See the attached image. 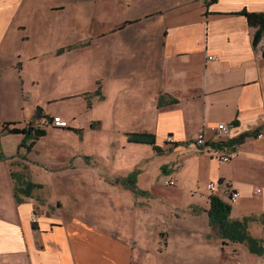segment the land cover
<instances>
[{"label":"crops","instance_id":"1","mask_svg":"<svg viewBox=\"0 0 264 264\" xmlns=\"http://www.w3.org/2000/svg\"><path fill=\"white\" fill-rule=\"evenodd\" d=\"M73 1L77 10L87 2L0 0V79L5 72H10L16 86L19 82L25 84V76L30 77L32 85L40 83L38 80L43 76L31 71L34 64L44 69L45 59L57 57L60 48L74 45V50H81L96 40L95 67L99 70L96 76L114 77L112 82L120 87V105L129 107L127 111L137 122L133 129L118 125L116 131L123 136L117 140L119 147L125 142L128 145L125 149L138 150L137 155H130L129 163L140 162L152 154L167 155L157 154L150 144L132 145L134 142L128 141L127 132H153L157 143L165 147L170 145L166 142L169 135L181 143L179 146L187 142L194 146L200 130H205L207 138L213 139L216 137L213 127L221 122L233 126V137L260 128L261 137L249 135L236 146V158L228 163L230 169L226 172L221 171L224 162L204 151L209 156L205 166L212 163L210 180L221 178L222 191L230 186L241 195L236 206V201L233 202L232 216L238 219L256 211H260L259 215L264 213V199L260 196L264 188V36L255 46L257 29L241 14L244 9L264 12V0H215L211 3L208 0H96L98 24L96 31L91 32L92 38L87 37L79 41L80 44L35 49L32 35L37 33L34 13L39 3L54 11L66 10ZM209 56L215 58L209 59ZM49 66L47 64V68ZM98 81L103 84L102 79L97 78L96 83ZM110 87L114 91L112 84ZM104 89L107 95H103L102 100H107L111 91L107 85ZM43 108L49 114L46 107ZM0 110V141L9 135L1 134L4 121H16L17 127H25L35 115L20 116L16 109L14 115H8L2 108ZM96 118L104 122V117ZM93 126L92 123L94 129ZM76 134L82 136V130ZM39 141L31 151H26L30 153L28 157L32 153L43 155L30 167L31 180L28 181L41 184L35 188L44 184L51 187L55 185L53 176L45 174L52 173L50 166L57 144L43 154L37 146ZM19 144L11 154L3 149L0 154L9 159L20 152ZM8 159H0V168L4 167L0 171V264H150L153 252L150 244H141L143 236L131 229L134 221L130 217L136 208L125 219L126 211L130 210L120 206L118 199L97 195L98 191H91V197L83 199L78 209L69 211L70 216L53 209L51 197L48 201L40 200L34 195L35 188L30 196L22 192L24 195H20L19 190L20 199H17L18 186ZM159 167L165 171L167 166L159 164L157 172ZM258 180L263 182V188L256 187L254 182ZM97 185L93 183L90 187ZM34 214L38 215L36 220ZM188 234L185 232L181 238L173 235L180 245L178 249L168 250L173 258L164 264H194L198 259V264H206L217 260V237L209 238L210 232L205 239L202 233ZM191 247L194 250L189 252ZM167 249L163 252L167 253ZM259 256L264 259V255ZM157 258L158 262L162 261L160 255Z\"/></svg>","mask_w":264,"mask_h":264},{"label":"rangeland","instance_id":"2","mask_svg":"<svg viewBox=\"0 0 264 264\" xmlns=\"http://www.w3.org/2000/svg\"><path fill=\"white\" fill-rule=\"evenodd\" d=\"M74 5L73 1L66 10L51 11L45 9L43 3H39L38 10L34 13L37 33L32 35L35 49L41 51L48 47L57 48L59 45L64 46L93 37L91 32L96 31L98 24L96 0H87L80 10L75 9ZM95 43L96 40L91 46L81 50L67 48L64 56H62L64 53L59 54L57 51V57L52 56L53 58L48 61L47 58L45 59V63L50 64L48 68L47 64L44 69L40 64H34L31 71L43 76L38 80L41 81L40 83L32 85L30 77L25 76V84L21 85L22 82H19L16 86L11 80L10 72H5L0 79V99L3 102L0 109L8 112V115H14L16 109L20 116L24 114V117H30L41 105L42 108L46 107L49 113L50 118L48 119H33L27 123L47 130V135L41 137L37 145L42 153L52 148L54 143L57 144L54 162L50 166L52 173L45 174L49 177L53 176L51 179L55 185L48 187L44 184L41 188H35L34 195L43 202L51 197L52 208L61 211V214L66 216H70L69 211L73 212L78 209L83 199L86 201L87 196L91 197V191H98L97 195L118 199L120 206L130 210L126 211L125 219H127V214L132 213L136 208L133 217L132 214L130 217V220L134 221L131 229L134 233L139 232L143 236L141 244H150V249L153 250L150 264L169 262L173 257L171 250L170 252L168 250L175 247L178 249L180 245L179 241L173 237L181 238L185 232H188L189 236L194 232L202 233L204 239L207 232H210L209 238L217 237L219 246L217 260L207 261L206 264H264L261 256L250 253L246 243L228 242L224 244L218 236V229L210 226L208 222L210 195L218 194L232 204L236 201L234 206L237 205L241 195L236 188L230 186L222 191L219 180L216 181L219 188L210 190L209 185L212 180L209 176L212 163L210 161L208 167L205 166L207 164L205 161L209 156L204 150L195 148L190 142L182 146L170 144L164 147L166 157L152 154V156L144 157L140 162L129 163L130 155H137L138 150L131 147L125 149L128 147L125 142L124 147H119L117 140L123 139V136H119L116 131L118 125L133 129L137 126V122L129 113L130 111H127L129 107L124 108L120 105L121 94H118L120 87L112 82L114 77L111 75H105L102 78L96 76L99 70L95 67L98 49ZM40 59L41 57L37 61ZM97 78L103 80L104 86L102 84L101 93L105 97L107 95L105 85L111 91L107 100H99V96L94 94L98 87ZM110 84L113 85L114 91ZM86 92H88L87 97L91 101V107L88 106ZM55 116H61L67 120L68 127H57L53 123ZM96 116L104 117L102 118L104 122ZM117 120L118 124L113 123ZM70 127L81 129L82 136L77 135L76 131ZM22 137L19 134H9L3 137L0 141V152L3 149L6 154H11L17 150ZM131 144L139 145L135 142ZM26 151V148L22 147L16 155L10 156L9 159L7 157V163L14 173L12 176L18 187H24L25 183L31 180L30 167L33 163H38L35 159L39 160L43 156H36L32 153L28 157L30 153ZM159 164L161 166L166 164V170L162 171L159 167L157 172ZM237 164L238 167L239 163ZM247 165L255 164L247 163ZM3 169L4 167H1L0 171ZM132 169H138L137 186L148 191L147 195L136 194L130 188L115 182L117 178L128 176ZM229 169L228 163L222 164L221 171L226 172ZM169 177L175 179V183H165ZM93 183H98L97 187H90ZM254 183L257 188H263V182L258 180ZM231 190H236L238 197L230 200ZM22 193L19 192L20 195H24ZM260 196L264 199V188ZM257 213L260 211L249 214L256 218L253 221L250 220L249 230L254 237L264 239L263 213L260 215ZM165 249L167 253L163 252ZM177 249H175V257L178 256ZM192 250L194 248L188 249L189 252ZM155 253L160 255L162 261L158 262L159 258ZM198 262L199 259L194 264Z\"/></svg>","mask_w":264,"mask_h":264},{"label":"trees","instance_id":"3","mask_svg":"<svg viewBox=\"0 0 264 264\" xmlns=\"http://www.w3.org/2000/svg\"><path fill=\"white\" fill-rule=\"evenodd\" d=\"M241 14L245 15L248 18V23L251 26L256 27V35L254 36V44L258 45L262 37L264 36V12H254L248 11L244 9ZM75 46H68L67 48H74ZM65 47H62L58 50L59 53L64 52ZM264 55V51H263ZM98 83L97 89L94 91V94L98 95L102 100L104 99L103 94L101 93L102 85L100 82ZM85 96H88V92L85 93ZM88 99V106L91 107V101ZM40 118H50L48 114L44 113V109L41 106L37 107L36 113L34 115V119ZM15 124L17 122L6 121L2 124L1 134H23V139L19 144V148L25 147L27 151H31L36 142L43 136L47 135V130L45 128H39L33 125H27L25 127H17ZM237 124V120L234 122V125ZM10 125H14V127H10ZM66 128V127H65ZM72 128L76 132L80 133L81 129ZM261 132L260 128H257L255 131H249L244 134H241L238 137H232L225 142H214L212 143L214 146L226 148L229 147L235 150L236 146L240 145L245 141V138L249 135L258 136ZM127 139L129 142L135 143H143L150 144L153 147V150L160 155L165 153V148L160 146L157 143L156 135L150 131H131L127 132ZM181 143L174 141L172 146H179ZM200 149V148H198ZM202 150V149H201ZM7 158L2 153L0 154V159ZM165 170V167L163 168ZM14 175V173H11ZM139 172L137 170L132 171L128 176L117 178L115 182L121 183L126 188H130L136 194L147 195L148 192L146 190H142L137 186V178ZM222 179H219V182L222 184ZM41 184L34 183L32 181H27L24 187L16 188V197L20 199L18 191L20 190L26 195H31L33 188L39 187ZM229 187V186H228ZM231 200V195H229ZM232 203L223 199L218 194L210 195V208L208 210L209 216V224L210 226L217 228L219 233V238L223 241V243L235 242V243H246L251 253L257 255H264V239L254 237L249 230V222L253 221L256 218L251 215H246L243 218L235 219L232 216ZM264 220V213L262 214Z\"/></svg>","mask_w":264,"mask_h":264},{"label":"built area","instance_id":"4","mask_svg":"<svg viewBox=\"0 0 264 264\" xmlns=\"http://www.w3.org/2000/svg\"><path fill=\"white\" fill-rule=\"evenodd\" d=\"M210 3L214 2L215 0H208ZM214 56H209V59H214ZM53 123L60 128H65L68 127V121L64 120L61 116H55ZM232 125L228 123H219L217 126L213 127L214 132L216 134V137L213 139H208L205 130H200L194 141L193 145L202 149L206 150V152H209L212 157L217 159L218 161L224 162V163H229L232 161L233 158L236 156V151L229 147L222 148V147H217L214 146L212 143L214 142H225L228 139L232 138ZM259 137L262 136V134L258 135ZM175 138L173 135L167 136V143L173 145L174 144ZM167 184H173L175 183V179L169 177L165 180ZM210 190H216L219 188V184L216 181H212L209 185ZM230 195L232 199H235L238 197V192L236 190H231ZM37 214L33 215V219H37Z\"/></svg>","mask_w":264,"mask_h":264},{"label":"bare ground","instance_id":"5","mask_svg":"<svg viewBox=\"0 0 264 264\" xmlns=\"http://www.w3.org/2000/svg\"><path fill=\"white\" fill-rule=\"evenodd\" d=\"M166 183V182H165Z\"/></svg>","mask_w":264,"mask_h":264}]
</instances>
